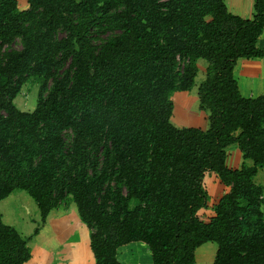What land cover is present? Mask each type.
Wrapping results in <instances>:
<instances>
[{
    "label": "trees",
    "instance_id": "16d2710c",
    "mask_svg": "<svg viewBox=\"0 0 264 264\" xmlns=\"http://www.w3.org/2000/svg\"><path fill=\"white\" fill-rule=\"evenodd\" d=\"M0 0V201L16 190L35 203L38 222L75 205L89 231L93 264H121L118 249L140 242L150 264H195L200 245H216L211 264H264V91L241 96L233 68L264 57V0L252 19L222 0ZM18 42L19 48L13 44ZM197 87L207 129L169 122L170 97ZM38 83L35 107L13 104ZM235 145L239 169L225 166ZM213 173L227 188L201 221L202 184ZM24 238L0 216V264L30 259Z\"/></svg>",
    "mask_w": 264,
    "mask_h": 264
},
{
    "label": "rangeland",
    "instance_id": "374dc122",
    "mask_svg": "<svg viewBox=\"0 0 264 264\" xmlns=\"http://www.w3.org/2000/svg\"><path fill=\"white\" fill-rule=\"evenodd\" d=\"M17 6L20 10L24 9L26 7L25 0H17ZM13 47L16 49L19 48L18 42H15L13 44ZM242 60L247 61V59ZM196 67L197 72L193 81L192 88L186 92H175L170 97V100L172 102V112L169 122L176 128L192 127L198 128L201 131H205L207 128L204 130L203 127L207 125V112L199 110L196 92L199 83L204 78L206 62L204 60L198 59L196 61ZM37 92L38 83L34 81L26 82L21 86L18 94L13 99L14 106L19 111L31 112L35 107ZM225 154V165L228 167H237L239 166V163H244L248 166H251V162L242 159L241 154L235 145L228 146L226 148ZM233 155H235V157H233ZM253 181L255 184L263 188L264 198L263 169H257V173ZM202 184L207 189L208 198L206 207L203 208L204 211L202 213H199V215L201 221L205 222L208 216L211 215V212L213 211L212 209L214 205L212 204L215 202V200H217L222 185L217 181L215 175L209 172L204 176ZM15 198L16 200H14ZM7 206H9L12 210V215H9L12 219V226H14L18 234H20L22 237H30L27 246L30 248L31 254L34 255V258L38 259L42 257L36 260L40 264H44V262H46V257L51 252V249H53L56 242H61L60 246L62 247L66 245L64 250H62L63 255V253L67 251L68 247L71 246L68 244H72L73 242H75L74 238L76 236L80 237L79 241L83 243L86 242L87 253H89L87 254L89 258L88 261H90V259L92 258L88 249L89 231L84 227L85 230H83L80 235L77 229L72 230V227H68V221L70 222L72 220L70 219V216L72 215V213L76 215V208L73 203L66 202L64 204H60L55 210H53V215L56 213H62L64 215L62 218L63 220H60V224H57L55 220L53 221V218H51L44 229H42L44 225L38 228V234H42L41 236L40 234L38 236H32L33 230L36 228V224L39 223V217L35 203L24 191L16 190L12 192L5 200H3V202H1L0 211L3 214V217L5 216V210L7 209ZM70 206L73 209V211L71 210L72 213L68 209ZM262 207H264V201ZM40 229H42V232L40 231ZM73 231H76L78 234L75 235ZM71 247L73 249L75 248L74 245H72ZM136 251L138 254L136 253ZM117 258L121 264H150L149 252L145 245L140 242H133L120 247L117 252Z\"/></svg>",
    "mask_w": 264,
    "mask_h": 264
},
{
    "label": "crops",
    "instance_id": "0c3cea01",
    "mask_svg": "<svg viewBox=\"0 0 264 264\" xmlns=\"http://www.w3.org/2000/svg\"><path fill=\"white\" fill-rule=\"evenodd\" d=\"M222 2L225 5L226 10L230 14L237 16V17H240V18L245 19V20L252 19V16L254 14L253 4H254L255 0H222ZM257 47L260 50L264 51V31L262 32L261 36L258 39ZM233 77L236 80L238 90H239L241 96H243L245 98H254V97L260 95L264 91V57L259 58V59L258 58L247 59V61L242 60V59L237 60L235 65H234V68H233ZM180 94H183V93H180ZM206 128H207V125L205 127H203L204 130ZM233 157H235V155H233ZM225 161H226V158H225ZM234 162H235V160H234ZM238 165L239 166L234 167V168L228 167L226 165L225 166L229 169L234 170V169L240 168L241 164L239 163ZM204 189L207 192V189L205 187H204ZM226 191H227V188L222 186L217 200H215V202L212 205H215L217 203V201L219 200V198L221 197V195H223ZM6 198L2 199L0 201V204ZM14 200H16V198ZM263 201H264V198H263ZM68 209L70 210V212H71V210L73 211L71 206ZM261 210L263 212L262 216H263V220H264V207L261 206ZM203 211H204L203 208L199 209L197 211L196 215L199 219H200L199 213H202ZM53 212L54 211L52 210L47 215V217L45 219V224L42 227V229L45 228V226L47 225L48 221H50L51 218H53V221L55 220V222L57 224H60V220H63L62 218L64 215L62 213H56L55 212L56 214L53 215ZM11 213H12L11 208L9 206H7V209L5 210V216L3 217V214L1 211H0V216H1V221L3 224H5L7 226H11L12 228H14V226H12V224H11V221H12V219L10 217L12 215ZM212 216H213V212H211V215L208 216V218L205 222H207ZM70 219H72V220L70 222L68 221V227H72V230L77 229L81 235V232L85 229H84V226L82 225V223L79 221L77 213H76V215H74V213H72V215L70 216ZM42 229H40L41 232H42ZM73 232L75 235L78 234L76 231H73ZM39 234L37 233L36 236H38ZM88 234H89V232H88ZM74 239H75V242H73L72 244H68V245H71V246L74 245L75 248L73 249L71 246L68 247L67 251L64 252L63 255H62V250H64L66 245H64L62 247V246H60L61 242H59V243L56 242L53 249H51V252L46 257V262H44V264H93V258H91L90 261H88L89 258L87 256V254H89V253H87L86 242L83 243V242L79 241L80 237H78V236H76ZM50 240H51V238H50ZM88 249H89V246H88ZM29 250H30V248H29ZM215 251H216V245L214 243L212 244L211 242H207V243L200 245L194 251V262H195V264H211L213 259H214ZM89 252H90V250H89ZM40 258H42V257H40ZM40 258H38V259H40ZM38 259L34 258V255L31 254V250H30V259L27 262H25L24 264H40L39 262L36 261Z\"/></svg>",
    "mask_w": 264,
    "mask_h": 264
},
{
    "label": "bare ground",
    "instance_id": "6f19581e",
    "mask_svg": "<svg viewBox=\"0 0 264 264\" xmlns=\"http://www.w3.org/2000/svg\"><path fill=\"white\" fill-rule=\"evenodd\" d=\"M43 234H44V233H43ZM41 235H42V234H40V236H41ZM40 236H39V237H40ZM45 237H46V236H45ZM40 238H41V237H40ZM136 253H137V251H136ZM137 254H138V253H137ZM137 258H138V255H137ZM138 263H139V262H138Z\"/></svg>",
    "mask_w": 264,
    "mask_h": 264
}]
</instances>
